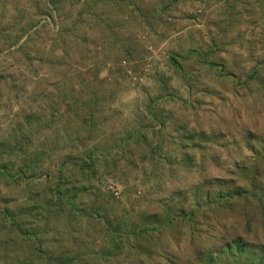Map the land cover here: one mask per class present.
<instances>
[{"label": "rangeland", "instance_id": "1", "mask_svg": "<svg viewBox=\"0 0 264 264\" xmlns=\"http://www.w3.org/2000/svg\"><path fill=\"white\" fill-rule=\"evenodd\" d=\"M0 264H264V0H0Z\"/></svg>", "mask_w": 264, "mask_h": 264}]
</instances>
